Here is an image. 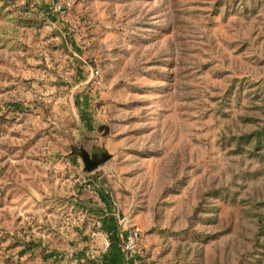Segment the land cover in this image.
I'll list each match as a JSON object with an SVG mask.
<instances>
[{
	"label": "rangeland",
	"instance_id": "1",
	"mask_svg": "<svg viewBox=\"0 0 264 264\" xmlns=\"http://www.w3.org/2000/svg\"><path fill=\"white\" fill-rule=\"evenodd\" d=\"M113 243L264 264V0H0V264Z\"/></svg>",
	"mask_w": 264,
	"mask_h": 264
},
{
	"label": "crops",
	"instance_id": "2",
	"mask_svg": "<svg viewBox=\"0 0 264 264\" xmlns=\"http://www.w3.org/2000/svg\"><path fill=\"white\" fill-rule=\"evenodd\" d=\"M104 224L107 229L109 228L108 230L112 235L116 234V232L118 231V226L116 225V222L114 220L106 218ZM107 258L109 260V264H125L123 255L116 243H113V246L107 252Z\"/></svg>",
	"mask_w": 264,
	"mask_h": 264
},
{
	"label": "built area",
	"instance_id": "3",
	"mask_svg": "<svg viewBox=\"0 0 264 264\" xmlns=\"http://www.w3.org/2000/svg\"><path fill=\"white\" fill-rule=\"evenodd\" d=\"M140 228L134 226L133 229L126 235L123 241L126 258L131 259L133 255L139 250L140 244Z\"/></svg>",
	"mask_w": 264,
	"mask_h": 264
},
{
	"label": "water",
	"instance_id": "4",
	"mask_svg": "<svg viewBox=\"0 0 264 264\" xmlns=\"http://www.w3.org/2000/svg\"><path fill=\"white\" fill-rule=\"evenodd\" d=\"M82 157L84 159L85 164H89L90 162L91 163H94L95 165L97 164L96 161H92V159L89 157V154L87 152L86 153H83L82 154Z\"/></svg>",
	"mask_w": 264,
	"mask_h": 264
}]
</instances>
